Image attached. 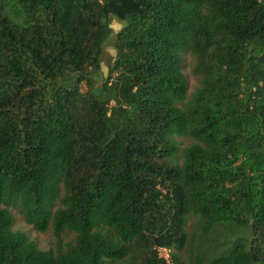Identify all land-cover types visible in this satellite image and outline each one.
Segmentation results:
<instances>
[{"label": "trees", "instance_id": "1", "mask_svg": "<svg viewBox=\"0 0 264 264\" xmlns=\"http://www.w3.org/2000/svg\"><path fill=\"white\" fill-rule=\"evenodd\" d=\"M263 52L264 0L0 2V264H168L189 220L251 236L195 264H264Z\"/></svg>", "mask_w": 264, "mask_h": 264}, {"label": "rangeland", "instance_id": "2", "mask_svg": "<svg viewBox=\"0 0 264 264\" xmlns=\"http://www.w3.org/2000/svg\"><path fill=\"white\" fill-rule=\"evenodd\" d=\"M9 0H0L1 3H6ZM122 24L119 23L115 18H111L110 27L113 29V34L110 38L104 43L103 53L100 58V69L97 72L91 71V80H93L94 85L100 88V84L106 78L108 69L112 65L113 59L115 57V51L113 49V40L115 33L121 28ZM184 62V73L186 75L188 81V94H190L194 88L196 87V80L191 73V66L193 64V58L188 54L183 55ZM80 90L84 92L86 87L83 83L80 84ZM179 141V149L188 146L192 141L186 137L177 138ZM9 212L14 218V223L12 226L13 231L23 232L27 235L30 241H33L40 250L49 251L55 249L56 239L52 233L51 228L45 232H36L33 228L26 224L22 217L17 213V211L13 208H8ZM201 228L198 226L195 220H189L185 227V232L187 234L185 247L181 251H176L174 249L167 250L168 254V264H174L171 259V254L176 253V258L178 263L182 264H195L196 257L201 255L205 248H208V245L204 244L205 240L210 241V248H218L220 247L225 249L230 244L238 241L239 238H243L246 240H250L251 236H249V231L247 230H226L223 227H216L214 230L209 232L208 234H203L200 230ZM62 240L64 244H71L73 240V235L70 232H66L62 236ZM203 241V242H202ZM213 245V246H212ZM225 246V247H224ZM164 255V254H161ZM210 256L206 257L202 264H209Z\"/></svg>", "mask_w": 264, "mask_h": 264}, {"label": "water", "instance_id": "3", "mask_svg": "<svg viewBox=\"0 0 264 264\" xmlns=\"http://www.w3.org/2000/svg\"><path fill=\"white\" fill-rule=\"evenodd\" d=\"M248 61H255L257 63H264V52L258 56H249ZM100 91V88H97V92Z\"/></svg>", "mask_w": 264, "mask_h": 264}, {"label": "built area", "instance_id": "4", "mask_svg": "<svg viewBox=\"0 0 264 264\" xmlns=\"http://www.w3.org/2000/svg\"><path fill=\"white\" fill-rule=\"evenodd\" d=\"M161 254H164V255H161ZM158 255H159V257L164 258L166 260V262L168 263V260H167V258H168L167 249L158 248Z\"/></svg>", "mask_w": 264, "mask_h": 264}]
</instances>
